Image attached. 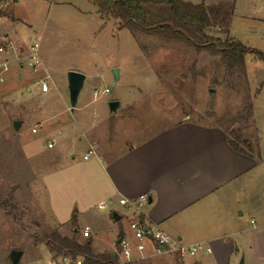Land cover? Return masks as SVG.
Wrapping results in <instances>:
<instances>
[{
	"label": "rangeland",
	"instance_id": "1",
	"mask_svg": "<svg viewBox=\"0 0 264 264\" xmlns=\"http://www.w3.org/2000/svg\"><path fill=\"white\" fill-rule=\"evenodd\" d=\"M204 2L223 8L221 18L226 17L227 24L213 23L209 34L245 47L246 75L230 69L210 50L123 28L118 20L102 15L92 0H19L18 22L1 16L0 31L14 26L28 52L39 41L46 69L40 65L34 71L26 54L20 60L24 68L14 64L0 82V261H8L10 251L19 249L24 252L20 264L41 263L44 235L57 226L50 205L57 208L65 201L68 217L81 208V199L76 208L75 200H63L72 196L67 186L76 181L77 172H65L66 165H78L96 138L114 140L120 152L166 126L191 119L226 126L230 135L241 133L251 140V151L264 157V0ZM71 68L86 75L74 107L67 81ZM113 68L119 70L114 86ZM48 74L47 96L39 79ZM113 99L120 102L116 112L108 106ZM15 120L22 121L19 130ZM48 141L54 147L49 148ZM84 202L89 205L90 200ZM81 209L75 217L81 242L87 239L82 233L85 224L99 223L100 236L109 241L122 226L130 232L136 219L124 209L123 217L114 221L115 207L109 204L103 209L93 206L86 214ZM91 237H96L93 229ZM117 251H104L117 254L114 264H194L196 258L164 253L125 262Z\"/></svg>",
	"mask_w": 264,
	"mask_h": 264
},
{
	"label": "crops",
	"instance_id": "2",
	"mask_svg": "<svg viewBox=\"0 0 264 264\" xmlns=\"http://www.w3.org/2000/svg\"><path fill=\"white\" fill-rule=\"evenodd\" d=\"M18 1L2 14L13 24L19 20ZM4 31L13 39L15 35L17 53L7 55L9 68L0 73V82L5 81L4 73L14 64L24 68L20 60L28 53L27 46L16 36L14 26ZM42 65L45 71L43 61ZM45 76L51 78L49 74ZM27 89L31 91L30 86ZM41 91L49 94L50 85L47 91ZM103 140L96 138L90 142L95 153L88 158L84 154L78 165H66L68 171L65 172L75 169L77 172L73 174L76 181L67 186L73 194L63 196V200H75L73 208H76L75 204L81 199L82 209L78 207L79 211L68 217L70 206L65 201L57 208L50 205L51 216L57 224L54 228L62 235L70 237L80 226L75 218L80 209L86 214L93 206L99 208L98 203L108 200L121 212L125 209L119 203L121 197L148 194L151 202L143 207L140 215L148 226L164 230L186 243L201 241L211 246L212 253L196 256L194 264H238L242 255L248 264H264V169H259L264 157L260 153L238 151L230 144L228 133L221 125L191 119L166 126L120 152L114 140ZM86 200H90L89 205ZM86 225L96 235L91 237L90 233L86 238L93 240L97 253L114 248L117 251L114 243L121 237L132 240L131 231L123 226L105 241L100 236L103 232L99 223L84 227ZM79 236L80 229L78 239ZM13 250L8 261H0V264H12ZM45 250L41 263L57 258L46 245ZM117 252L119 254V248ZM155 255L160 254L155 253L150 244L143 253L135 250L136 260ZM74 261L73 264H81Z\"/></svg>",
	"mask_w": 264,
	"mask_h": 264
},
{
	"label": "trees",
	"instance_id": "3",
	"mask_svg": "<svg viewBox=\"0 0 264 264\" xmlns=\"http://www.w3.org/2000/svg\"><path fill=\"white\" fill-rule=\"evenodd\" d=\"M92 1L102 15L118 20L123 28L166 41L183 42L198 49L210 50L219 54L230 69H236L246 75L245 47L232 38L222 41L209 34L213 23L227 24L226 17L221 18L224 14L223 8L218 5L206 6L205 0L201 3L187 0ZM248 113L252 114V104H249ZM222 127L227 131L229 142L236 150L241 152L252 150L251 140L244 138L241 133L234 132L230 135L227 127L223 125ZM140 219L144 221L142 217ZM78 230L77 226L73 235L69 237L54 229L44 235V242L56 257L68 256L72 260L81 258V264L116 263L117 254L95 252L91 238L84 242L79 241Z\"/></svg>",
	"mask_w": 264,
	"mask_h": 264
},
{
	"label": "built area",
	"instance_id": "4",
	"mask_svg": "<svg viewBox=\"0 0 264 264\" xmlns=\"http://www.w3.org/2000/svg\"><path fill=\"white\" fill-rule=\"evenodd\" d=\"M18 0H0V17L7 9L16 3ZM12 52L17 53V45L9 34L5 31H0V73L8 70L9 68V58L7 55ZM30 59V64L34 71H37L42 61L39 54V41L35 40L30 46V50L27 53ZM18 58V57H17ZM41 89L47 91L49 85L47 82V77H41L40 79ZM109 92L108 88L103 89V93ZM94 96H98V90L94 91ZM36 128H33V132ZM47 146L49 148L54 147L53 141H48ZM95 153L93 146L90 147L89 151L86 153L85 158H88L91 154ZM150 201L148 194H142L137 198H126L121 197L119 203L127 210H131L137 218L130 223V229L132 231V240L127 237H121L120 241L114 243V245L119 247V255L125 262H132L136 260L135 250L139 253H143L148 248L150 244L155 253H174L180 258H186L188 256L196 257L200 254H211L212 248L205 242H193L186 243L181 239L167 233L159 228H151L144 221H141L140 215L142 214V209ZM111 205L108 200L98 203V207L103 209L107 205ZM82 233L85 237H89L91 233L90 226L86 225ZM74 260L70 259L68 256H59L48 263H37L33 264H73Z\"/></svg>",
	"mask_w": 264,
	"mask_h": 264
},
{
	"label": "water",
	"instance_id": "5",
	"mask_svg": "<svg viewBox=\"0 0 264 264\" xmlns=\"http://www.w3.org/2000/svg\"><path fill=\"white\" fill-rule=\"evenodd\" d=\"M113 83L112 86H114L119 78V70L118 68H113ZM68 77V89L70 94V101L72 104V107H74L77 103L78 96L84 86L86 75L83 72L77 71V70H70L67 74ZM108 106L110 111L116 112L117 109L120 107V102L117 100H110L108 102ZM22 121L15 120L13 122L14 128L16 130H19L21 126ZM151 202V199L150 201ZM123 217V213H121L118 210H114L112 213V219L114 221H118ZM121 239H119L120 241ZM23 255V251L19 249H15L11 252V262L12 264H19L21 257ZM240 264H245L243 257L240 260Z\"/></svg>",
	"mask_w": 264,
	"mask_h": 264
}]
</instances>
